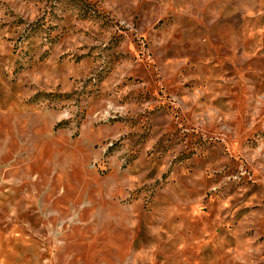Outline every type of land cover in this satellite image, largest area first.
<instances>
[{"label":"rangeland","instance_id":"obj_1","mask_svg":"<svg viewBox=\"0 0 264 264\" xmlns=\"http://www.w3.org/2000/svg\"><path fill=\"white\" fill-rule=\"evenodd\" d=\"M0 264H264V0H0Z\"/></svg>","mask_w":264,"mask_h":264}]
</instances>
